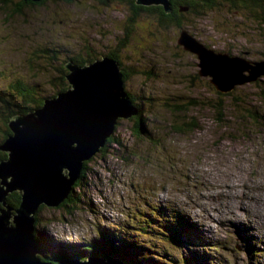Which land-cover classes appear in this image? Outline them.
Instances as JSON below:
<instances>
[{
	"label": "rangeland",
	"instance_id": "rangeland-1",
	"mask_svg": "<svg viewBox=\"0 0 264 264\" xmlns=\"http://www.w3.org/2000/svg\"><path fill=\"white\" fill-rule=\"evenodd\" d=\"M13 6H0V145L7 130L4 106L22 103L10 94L12 85L21 82L41 99L54 98L64 85V62L85 57L90 65L115 54L118 44L115 55L122 74L128 73L125 89L144 108L152 134L150 140L138 136L135 121L121 120L117 144L86 162L85 179L73 188L80 201L39 213L40 254L83 250L88 260L92 254L83 248L107 234L139 246L143 264H264V76L232 92L229 122L219 123L210 108L218 102L216 90L198 75V56L178 44L184 29L217 53L263 61L264 30L251 14L217 9L189 15L183 27H161L146 13L131 21L129 5L117 0L27 3L21 15ZM235 98L255 107L263 124L243 120L231 108ZM189 101L200 105L190 117L201 129L173 132L176 117L166 107ZM160 197L198 227L188 231L194 246L169 221H146Z\"/></svg>",
	"mask_w": 264,
	"mask_h": 264
},
{
	"label": "water",
	"instance_id": "water-1",
	"mask_svg": "<svg viewBox=\"0 0 264 264\" xmlns=\"http://www.w3.org/2000/svg\"><path fill=\"white\" fill-rule=\"evenodd\" d=\"M135 2L172 12L170 0ZM178 44L198 56L199 75L209 78L219 93L230 94L264 76V60L250 62L217 53L186 30ZM66 68L70 88L46 99L40 109L14 117L9 123L13 133L0 147L8 158L0 163V264H54L39 256L35 226L39 209H55L65 203L84 164L105 148L119 120L139 115L115 59L105 57L82 67L70 61ZM15 191L21 194L18 209L7 204L8 196ZM56 264L124 263L92 257L86 261L64 259Z\"/></svg>",
	"mask_w": 264,
	"mask_h": 264
},
{
	"label": "trees",
	"instance_id": "trees-1",
	"mask_svg": "<svg viewBox=\"0 0 264 264\" xmlns=\"http://www.w3.org/2000/svg\"><path fill=\"white\" fill-rule=\"evenodd\" d=\"M22 1H23L22 4L16 5L13 0H0V6L2 7L4 6L6 9L7 8L10 9V5L11 6L14 5L13 13L21 15L23 14V11H24L23 5H26L28 3V5L30 6L31 5L39 6L47 2V0H43L41 2H34L32 0H22ZM53 1H58V0H53ZM65 1L71 2L72 0H65ZM104 1H100V2H104ZM108 1L106 0L105 2H108ZM117 1L121 3L125 2L129 5V10L132 15L129 18L131 21H135L136 19L140 18L142 14L146 13L149 15H154L156 17L158 25L161 27H170L172 25L183 27V24L185 23V21L188 20L189 15L194 14V15L200 16L203 13H207L208 11H213L217 9L219 10L229 9L231 12L233 10V11H239L240 14L244 12L251 14V20L255 21L258 24L259 28L264 30L263 28L264 27V0H170L171 5H172L171 13H166L165 9L162 6H150V7L140 6L136 4L135 0H117ZM262 36H264V33L262 34ZM121 46L122 44H118V47L116 48V50H114L115 52L114 51L113 52L116 54V52H118L121 49ZM43 53L46 55L45 58H49V59L51 58L47 55L48 53L46 51H43ZM115 54L110 53L107 56L119 62ZM50 60L54 61L55 57L51 58ZM92 60L94 61V58H92ZM69 61H73L79 66H84L91 62L88 58H85V57L79 59L78 61L76 60V58H69ZM65 64L66 63L64 62V65H62V67L59 69L63 74V77H60L59 79L61 80V82L64 83V85L58 86L56 88L58 89L57 90L58 94L67 91L68 86L70 87L69 83L66 82L67 81L66 77L69 73V70L65 67ZM123 77H124L123 79H124V88H125V80L128 78V73L125 70H123ZM210 85L215 89V87L211 83ZM127 93L129 97L131 98L132 102L134 103V105L139 109V115L136 117H132L130 121L136 122L135 131L138 136L142 137L143 135H145L146 138L150 140L149 137H152V134L149 133V131L146 129V126H145L146 125L145 121H147V117H144V111H143L144 108L141 107V105H138L136 103L137 99L134 96H132L129 92ZM234 93L222 94L216 91V95L218 96L217 98L218 102L215 104H210V108L214 112H216L217 122L222 123V124L229 122V118L226 115V113H229L228 111L229 107L227 105V102H229V100L233 98ZM10 94L12 96L14 95V97H17L18 100L22 101V103L18 102L13 105V102H12L10 103V105L8 104L4 106V109L6 111L4 113L8 114L3 119L7 130L3 133V138H2L3 141L0 147L2 146V144H4L7 141L8 137L11 136L13 133L9 126L10 121L18 115H27L31 113L33 110L42 107L44 105V100H45L44 98L41 99L37 97L34 88H32L31 86L22 84L21 82L15 83L14 85L11 86ZM53 96H56V95H53ZM15 100L16 99L14 98V102ZM234 101L236 102H234L231 105V108L236 113L243 114V117H242L243 120H248L249 122L256 124V125L263 124V119L260 118L259 112L257 110H254L255 107H252V106L250 107L246 101H240V100L237 101L236 98L234 99ZM169 104L170 105L166 107V109L168 111H172V114L176 117L174 119V122L171 125L173 127V129H171L173 132L176 131L177 133H180V134L182 133L187 134V133H193L197 129H201V126L198 123V120L196 118L190 117L191 110L194 108L200 107V105L197 102L189 101L186 103V105H183V104L174 105L173 103H169ZM120 122L121 120H119L118 122V125L116 127L113 137L108 140V143L105 146V148L101 150L100 152L101 154L103 153L104 155L105 153H108L109 152L108 148L109 149L111 148L112 143L117 144V141L119 139L116 140L115 134L117 132V129H119L118 126L120 125ZM226 127L230 128L229 125H226ZM232 130L236 131L235 129H232ZM2 152L4 151L0 150V153ZM6 159H7V155L6 154L2 155L0 159V163ZM92 160H94V158ZM87 166H88V163H85L83 167L82 175L79 181L75 185L76 188H78L80 186V182L81 181L83 182V180L85 179V173L87 172ZM77 201H80V197L76 198L75 190H73L70 197L65 201V203H63L57 209L67 208L71 204L73 205L76 204ZM20 203H21V194L18 191L11 193L7 198V204L13 209H18L20 206ZM1 208H3L2 205H0V209ZM166 208L167 207H159V211L164 214L166 212ZM43 209H44V206H42L39 209L38 215L39 213L43 212ZM38 215L36 217V224H35L37 229H38L39 221H40ZM150 219L157 220L153 216ZM185 226L188 227L189 225L186 223ZM173 229L177 231L175 225H173ZM188 230H191V227ZM42 233L45 234L44 229ZM176 237H179V236H176ZM36 238L40 246L41 243L39 242L40 238H39L38 232H36ZM183 239L187 240L186 241L187 243H191L190 241H188V239H185V238ZM51 242L52 240L48 241V239H46V244L51 245ZM192 245H194V243L188 245V247H191ZM136 247H139V246L131 244L130 242H127L126 240L121 241L120 239H118L117 241V236L115 235L110 236L107 234H103L102 239L100 241L96 239L91 240L89 241V244L86 245L83 249L84 251L86 250V251L91 252L92 257L103 258L106 260H116L124 264H143L144 261H142L143 259H140V257L144 253L140 252V250L137 249ZM79 251L80 252L76 251L75 253L71 255L65 254L62 257H56L50 254L47 255V254L42 253L40 254V258L44 262L54 263V264L64 259L86 260L87 257H85L81 253L83 250H79Z\"/></svg>",
	"mask_w": 264,
	"mask_h": 264
},
{
	"label": "flooded vegetation",
	"instance_id": "flooded-vegetation-1",
	"mask_svg": "<svg viewBox=\"0 0 264 264\" xmlns=\"http://www.w3.org/2000/svg\"><path fill=\"white\" fill-rule=\"evenodd\" d=\"M50 1V0H49ZM65 1V0H64ZM95 1H97L99 4H106V0L104 1V2H100L99 0H95ZM105 57H108V58H110L109 56H103V58H105ZM94 60H95V58H94ZM95 61H97V60H95ZM68 62H70V61H68ZM71 62H73V61H71ZM74 63V62H73ZM94 63V62H93ZM92 64V63H91ZM79 66V65H78ZM85 66V65H84ZM65 67H66V65H65ZM82 67V66H81Z\"/></svg>",
	"mask_w": 264,
	"mask_h": 264
},
{
	"label": "bare ground",
	"instance_id": "bare-ground-1",
	"mask_svg": "<svg viewBox=\"0 0 264 264\" xmlns=\"http://www.w3.org/2000/svg\"><path fill=\"white\" fill-rule=\"evenodd\" d=\"M69 83V82H68ZM70 85V84H69ZM126 120H128V119H126Z\"/></svg>",
	"mask_w": 264,
	"mask_h": 264
}]
</instances>
